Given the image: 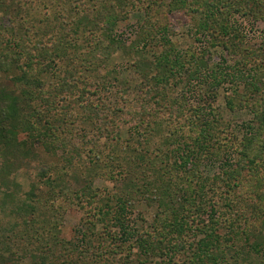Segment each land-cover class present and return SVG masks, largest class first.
<instances>
[{
    "label": "trees",
    "instance_id": "obj_1",
    "mask_svg": "<svg viewBox=\"0 0 264 264\" xmlns=\"http://www.w3.org/2000/svg\"><path fill=\"white\" fill-rule=\"evenodd\" d=\"M131 13L142 20L123 39ZM175 14L189 18L191 51L172 42ZM240 20L264 24V0H0V264H264V42L249 47ZM117 50L143 85L124 117L103 97L125 83L106 70ZM225 85V106L252 116L238 133L212 110ZM38 147L69 165L44 168ZM85 148L91 164L72 157ZM202 152L219 173H203ZM32 167L22 196L15 176ZM100 177L113 188H95ZM138 202L155 208L141 227Z\"/></svg>",
    "mask_w": 264,
    "mask_h": 264
},
{
    "label": "rangeland",
    "instance_id": "obj_2",
    "mask_svg": "<svg viewBox=\"0 0 264 264\" xmlns=\"http://www.w3.org/2000/svg\"><path fill=\"white\" fill-rule=\"evenodd\" d=\"M188 17L184 16L183 14H175L172 15L170 20H171V26H172V42L175 45V47H177L178 50H180L182 53L188 52L189 50H193L194 48L197 47V44L194 42V38L192 36V34L189 32V22H188ZM142 20V16L138 13H131L129 18L123 22L120 23L118 28H117V34L121 35L122 38H127L129 37V33H132V31H135L137 29L136 25L137 22H140ZM241 21V20H240ZM242 23H244L243 25V30L245 35L247 36V45L249 47H258L260 44H262L264 42V24L262 22L259 23H255L254 25L250 24L247 21H241ZM128 44V43H127ZM154 53V50H152L151 52H147L145 53V56L147 58H149L150 60H153L154 58L152 57L151 53ZM213 52V51H212ZM221 58V54L220 52H213V59L214 62H220ZM225 59L227 60V64H231L233 63V59L231 57H225ZM225 60V62H226ZM130 60L125 58L121 52L119 50H117V52L113 55V57L111 58V60L108 62V68L106 69L107 71L109 70H115L118 74V78L120 80H125L124 85L122 86V89H126V87L128 89H126L124 92H122V89H120L117 84H115L114 86H111L110 89L108 90V93H104L105 96L103 97H107L108 95V100L112 103V104H117L119 103L120 107H121V115L124 117V111L125 107L128 105H131L132 107V103H136L137 101H140V91L139 89L143 86L142 85V80L140 77V73L136 72L133 70V68L131 67V65L129 64ZM107 71H103V72H107ZM1 80L5 83H7V86H10L11 83L6 79V78H1ZM145 87V86H144ZM227 86H223L222 88L219 89L218 91V95L216 97V99L213 101H211V105H212V110L215 112V114L221 119L222 122H228L231 123L232 126L236 129L237 133L238 131H241V129L239 128V126L241 125V123H245V122H249L252 118L251 114L249 113V111L247 110H239L238 108H236L237 104H235L234 109H230L227 108L225 106V97L226 96H230L231 95V91L228 90L226 88ZM139 88V89H138ZM180 89V88H179ZM181 90V89H180ZM179 91V90H178ZM127 93V94H126ZM148 94V92H147ZM150 96V94H149ZM125 98V99H123ZM191 99H189L190 101V105H196L199 103V100L195 101V99H193V97L190 96ZM130 101L128 102V105L126 104V100ZM198 102V103H196ZM151 109L156 110L157 108H155V106H151ZM133 109V107H132ZM124 110V111H123ZM181 115V114H180ZM56 117V116H54ZM61 118V116H59ZM122 117V118H123ZM129 117V116H128ZM127 119V118H126ZM184 119L182 118L181 120V125L183 123ZM129 122L130 119H127V124L125 125V123L123 122V124H121L120 127V139L121 140H126L128 138V133H127V128L129 127ZM78 133L72 134V136H68L72 142V145H76L77 143L81 144L80 138L82 135V132L80 129H78ZM235 131V133H236ZM241 135V133H240ZM239 135V136H240ZM23 136V135H22ZM21 136V137H22ZM100 143L103 146V150L106 152L107 151V146H104V144L106 143V141L104 142V139L101 138L100 139ZM86 143H84L83 145H85ZM57 145V144H56ZM37 146V145H35ZM40 147V146H39ZM37 148L36 149V155L38 156L40 162H42L45 166L44 168H47L48 166L50 167H54L51 166V164H54L56 162H58L57 167H61L62 165H65L68 163V160L66 161L65 159L63 161H61L59 159L60 157H68L67 155L69 154H63L62 151H58L57 155L55 156V158H51L50 153H45L44 150L42 148ZM102 148V147H101ZM80 150V149H79ZM86 148L85 151L81 153L80 150V155L77 156L78 154L73 153L72 157H79V161H86V164H91L88 162V160L90 158H87V154H85L86 152ZM199 155L197 156L199 161H202V171L206 176H212L216 173H219V171L221 170V163L219 162H212V161H208L210 159H207V156L204 155V153H198ZM231 163H234L235 161V157L231 156L230 158ZM73 160V159H71ZM66 161V163L64 162ZM90 161V160H89ZM41 165V164H40ZM37 163H34V166L38 167L40 166ZM69 165V164H67ZM234 165V164H233ZM36 167H32L29 170L25 171L24 173H18L15 176V182L19 185V187L21 188L20 191V195L24 196L25 193H27L28 191H30V185L32 183H36L38 181V176H37V172L38 169ZM233 167V166H232ZM77 166L76 165H72L70 167L67 168L66 173H68L69 177H73L77 175L75 174L77 172ZM84 171V170H83ZM60 172H58V174H55L53 176L57 177V175H59ZM59 182L62 181L64 182L65 180H58ZM39 187L41 188L38 193L40 192H46L47 189L42 188V186L39 185ZM72 187V186H71ZM94 187L95 188H99L100 190H107V189H111L113 188V183L112 182H107V180H105V178H98L94 181ZM0 200H2V195H0ZM155 212V208L148 206L147 204L143 203V202H138L135 203L134 206V218L136 219V225L137 227H141V225H143L144 223H146L147 221H150L152 219V216ZM81 217H82V212L79 211V209L77 207H71L69 208L66 212H64L63 218H62V224H61V237H64L65 239H72L74 236V231L76 228H78L80 226V221H81Z\"/></svg>",
    "mask_w": 264,
    "mask_h": 264
}]
</instances>
